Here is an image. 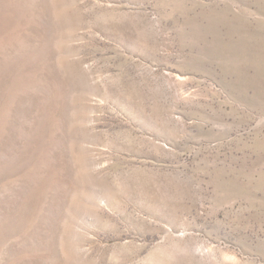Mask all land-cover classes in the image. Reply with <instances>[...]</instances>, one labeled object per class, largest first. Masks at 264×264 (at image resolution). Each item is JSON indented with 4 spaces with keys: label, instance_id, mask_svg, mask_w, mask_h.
<instances>
[{
    "label": "rangeland",
    "instance_id": "374dc122",
    "mask_svg": "<svg viewBox=\"0 0 264 264\" xmlns=\"http://www.w3.org/2000/svg\"><path fill=\"white\" fill-rule=\"evenodd\" d=\"M0 264H264V0H0Z\"/></svg>",
    "mask_w": 264,
    "mask_h": 264
}]
</instances>
